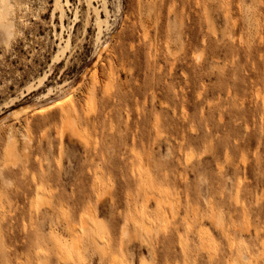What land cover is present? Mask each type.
<instances>
[{
	"label": "rangeland",
	"instance_id": "374dc122",
	"mask_svg": "<svg viewBox=\"0 0 264 264\" xmlns=\"http://www.w3.org/2000/svg\"><path fill=\"white\" fill-rule=\"evenodd\" d=\"M12 2L0 264H264V0Z\"/></svg>",
	"mask_w": 264,
	"mask_h": 264
},
{
	"label": "bare ground",
	"instance_id": "6f19581e",
	"mask_svg": "<svg viewBox=\"0 0 264 264\" xmlns=\"http://www.w3.org/2000/svg\"><path fill=\"white\" fill-rule=\"evenodd\" d=\"M67 4H70V0H55V8L57 9V10H60V12H61V16H62V25L64 26V21H63V17L65 16V14H66V10H65V6L67 5ZM13 6H14V4H13V2H12V0H2V3H1V8H0V25L1 26H4L5 25V23L6 22H8L10 25V27H12L13 25L11 24V10H12V8H13ZM99 18L101 19V20H103L102 19V16H99ZM8 35H9V37L11 38L12 37V35H13V30H12V28L8 31ZM70 42V41H69ZM69 42H67L68 44H69ZM110 43V42H109ZM105 44H108V42L107 43H105ZM67 46V45H66ZM103 50L105 49V48H102ZM66 51V50H65ZM63 53V52H62ZM101 54V53H100ZM63 56V55H62ZM61 56V57H62ZM61 57L59 58V55H57V57H56V60H59V59H61ZM59 58V59H58ZM199 58V57H198ZM60 61H57V63H59ZM46 79V78H45ZM44 78H43V80H45ZM39 85H37V87H38ZM32 90V89H31ZM67 95L65 94V95H63L61 98H65ZM90 98H93V96H91ZM37 104V103H36ZM56 105L57 106H59L60 107V109H61V116H62V123H63V129H62V133H71V134H75L76 135V137L78 136V137H80L81 139H86V136H85V134L82 132V130H81V128H80V126H79V124H78V122H77V119H76V117H75V112H74V107H73V105L70 103V101H69V99H63V100H61V101H58L57 103H56ZM22 111H24V109L22 110ZM25 111H27V110H25ZM18 112V111H17ZM16 112V113H17ZM15 113V114H16ZM7 118V117H6ZM4 121V120H3ZM3 121H1L2 123H3ZM1 123V124H2ZM21 136H22V138L23 139H25V140H30V138H29V135L28 134H24V133H22L21 132ZM7 143H8V146L10 147L11 145H12V141H13V139H14V134H13V131H12V129L11 128H9L8 129V131H7ZM79 138V139H80ZM10 149V148H9ZM8 149V151H7V153H6V159L4 160V165H5V163H7V162H9V161H13V163L15 162V160H16V155H15V153H13L11 150H9ZM8 164V163H7ZM15 164V163H14ZM59 164H60V162H59ZM3 165V166H4ZM0 176L4 179V181L7 183V184H11L12 182L9 180V179H7L4 175H3V173H2V170H0ZM101 179H102V177H101ZM100 179V180H101ZM159 197V196H158ZM163 198V197H162ZM160 199V198H159ZM43 201H44V199H43V197L42 196H40L39 197V200H38V202H39V206H41L42 205V203H43ZM167 201V200H166ZM173 207V206H172ZM173 209H174V207H173ZM172 209V210H173ZM143 226H145V224L143 225ZM147 227V226H146ZM143 228H145V227H143ZM126 232V231H125ZM127 233V232H126ZM143 238V237H142ZM144 240L146 241V239L144 238ZM246 254V253H245Z\"/></svg>",
	"mask_w": 264,
	"mask_h": 264
}]
</instances>
